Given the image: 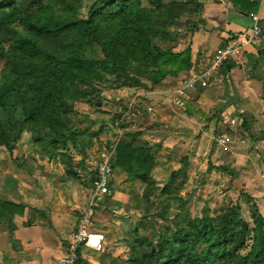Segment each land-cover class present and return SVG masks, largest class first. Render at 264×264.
Here are the masks:
<instances>
[{
	"label": "trees",
	"instance_id": "trees-1",
	"mask_svg": "<svg viewBox=\"0 0 264 264\" xmlns=\"http://www.w3.org/2000/svg\"><path fill=\"white\" fill-rule=\"evenodd\" d=\"M247 1L239 10L250 14L257 6ZM200 7L195 0H146L145 5L141 0H93L87 17L81 18L82 0H0V150L12 156L26 132L39 152L47 154L58 145L70 162L68 145L83 143V136L94 141L99 136L72 123L77 105L97 106L102 90L152 89L191 69L190 51L174 50L177 35L171 29L180 25L184 15L198 14ZM165 44L168 46L162 48ZM236 67L229 62L219 72L226 75ZM122 115L114 117L115 128H122ZM238 116L249 140L263 141L255 139ZM69 122L80 131H70ZM112 149L113 171L119 169L143 185L139 201L151 205L156 191L151 178L152 148L127 134ZM186 163V158L181 160L182 167L170 173L157 193V198L178 202L181 209L185 201L177 198L171 186L179 177L183 178L180 187L184 185ZM209 169L228 175L231 183L236 178L226 167L209 164ZM90 175L91 183L93 173ZM14 189L15 180L5 175L0 192ZM246 197L253 209L252 228L242 219L237 204L221 207L215 216L204 210L199 217H191L187 211L174 230L154 232V240L135 234L128 262L264 264V218L255 201ZM0 208L12 216L23 211L2 201ZM164 214L161 209L159 217L164 219Z\"/></svg>",
	"mask_w": 264,
	"mask_h": 264
},
{
	"label": "crops",
	"instance_id": "crops-1",
	"mask_svg": "<svg viewBox=\"0 0 264 264\" xmlns=\"http://www.w3.org/2000/svg\"><path fill=\"white\" fill-rule=\"evenodd\" d=\"M195 1L201 6L200 12L191 16L188 24L180 21L174 49L177 52L189 49L191 69L176 78H166L152 89L133 88L137 95L141 92L148 94L151 101L117 103L123 105V108L117 106L123 110L120 111L123 113L122 128H116L119 135L114 139L113 134L104 131L97 138L100 141L104 138L102 142L110 143L113 148L127 134L135 135L137 143L152 148L151 177L154 174L164 177L178 170L182 167L181 160L186 158V177L190 171H198L200 164L204 166L209 162L213 168L226 167L233 171L236 174L233 186L237 183L248 189L254 186L252 181L262 183L256 176L251 179L259 168L250 158L251 154L242 153L249 148V142L238 141L233 135L222 134L219 130L228 128L232 131L236 119H240L237 115L247 113L256 121L262 117L264 34L260 35L257 46L245 48L233 61L237 67L226 75L221 70L205 88L195 85L192 89H185L184 85L194 75L195 69L206 64L227 40L251 28L252 15L258 17L261 33H264V0H248V5L257 6L250 14L239 10L244 0ZM122 92L127 93L125 89ZM256 107L258 112L254 111ZM91 124L84 115L77 119L81 130L92 132ZM216 132H221L223 144L219 143V137L215 138ZM203 157L204 163H201ZM82 159L80 157L78 162L72 163L70 157L73 167L70 169L67 161L66 174L60 165L23 164L18 159V163L10 161L7 167L3 166L0 189L5 175L15 180V189L6 194L0 192V201L20 206L23 211L12 216L0 208L3 215L0 217V264H53L64 256L76 220L85 210L90 193L89 174L85 169L88 163L84 167ZM115 171L118 172L116 184L119 190H126L125 187L130 185L126 181H135L121 170ZM133 185L137 190L136 197L134 195L136 202L141 195L137 187L142 185L138 181ZM91 221L93 229L105 235V245L99 253L82 249L79 264H120L124 256H121L123 249L117 241L124 231L119 218L96 210Z\"/></svg>",
	"mask_w": 264,
	"mask_h": 264
},
{
	"label": "rangeland",
	"instance_id": "rangeland-1",
	"mask_svg": "<svg viewBox=\"0 0 264 264\" xmlns=\"http://www.w3.org/2000/svg\"><path fill=\"white\" fill-rule=\"evenodd\" d=\"M180 1V0H179ZM142 4L145 5L146 0H141ZM93 0H82V8L79 13V17L86 18L87 12L91 7ZM189 17L184 15L181 21L185 22ZM177 28H172L171 31L176 33ZM168 45H161L162 48H166ZM147 86L148 83H146ZM120 91L113 90H102L99 95V104L97 106H88L85 104H79L75 108V115L72 116V123H77L78 117L83 115L88 117L92 122L90 128L93 133L98 132L99 136L104 131L110 132L113 134V138L116 139L119 135L116 131L117 122H114V117L120 113L121 110L117 106L123 108L122 104L117 105V103H148L149 100L148 94L141 92L140 95H137V91L133 89H125L127 92L124 94ZM128 90V91H127ZM140 90V89H139ZM135 94L137 96H135ZM146 97V98H145ZM262 117L259 121L254 120L251 115L244 113L242 116L243 120L246 121V126L250 133L255 139L263 138V141L251 142L248 138V132L245 131L242 126V120L236 119L232 131L228 128H222V134H228V136L233 135L234 138H237L239 141L249 142V148L243 151L242 153L251 154L250 158L254 161L259 169L254 172L255 176L261 178L262 183H257L250 180L254 186H249L248 189L243 188L241 185L233 186V183L229 182L230 177L226 174H223L220 171L214 169H209V162L203 166L200 164L199 170H194L189 172V177L184 180V185L180 187V183L183 181L182 177H179L171 186L173 192L176 193L178 199H182L184 202L183 208H178L179 203L166 200L165 198H157V193L163 186L168 182L170 173H167L164 177H160L157 174H154L153 187L156 190L154 192L155 196L152 198V204L147 206L144 201L136 200L134 202V195L136 197V191L134 189L135 181H126L130 185H126V190H119L118 183V172H113L114 178L111 183V194L101 205L99 211L101 213H112L114 218H119L124 234L121 235L117 242L121 244L122 254L124 256L120 264H130L128 262V257L130 253V244L135 234L143 235L149 240H154L153 233H164L167 228L172 230L175 229V224L181 222L185 218V213L188 211L191 217H199L204 210H208L210 216H215L219 213V210L223 206L229 204H237L240 207L242 219L247 223L249 228L253 227V222L251 219V214L253 209L247 203V197H251L255 201V206L264 218V169L261 168V165L264 166V103L261 105ZM255 112H258V107L254 108ZM105 113V114H104ZM238 116V115H237ZM97 121V122H96ZM102 121H105L107 124H101ZM70 131L73 133L80 131L75 126H71L69 122ZM255 130V131H254ZM253 131V132H252ZM221 132H216L215 138L220 137ZM106 134V133H105ZM98 136V137H99ZM31 135L23 132L20 136L19 142L15 145L13 155L10 156L5 150H0V176L3 172V166L9 164L13 161L12 158L18 159L19 162L39 164L43 165L48 164L49 166H61L62 170L67 173L68 165L71 169L73 167L72 163L78 162V159L82 157L83 166L86 167L85 163H88V168L86 167V173L89 176L92 173L93 160L102 153L103 151L111 150V144H104L102 141L97 140H88L83 136L81 139L83 143H77L76 145H68L66 153L70 155L71 162L68 164L67 159L64 157L65 152L60 149V146L56 148H49V152L44 154L39 152L33 145L31 140ZM237 141V142H238ZM93 151V152H92ZM90 153V154H89ZM89 154V155H88ZM249 158V159H250ZM204 163V157L202 162ZM212 166V164H210ZM181 168V167H180ZM86 178V176H84ZM151 177V178H152ZM90 182V181H89ZM132 185V186H131ZM142 186L137 187L138 192L141 193ZM235 187V188H234ZM136 188V185H135ZM239 192H243L245 195H239ZM124 194L121 195L120 194ZM126 202L124 203L123 201ZM87 207V205H86ZM161 209L164 210L165 218L162 219L159 217ZM178 215V216H176ZM96 224V222H95ZM117 238V237H115Z\"/></svg>",
	"mask_w": 264,
	"mask_h": 264
},
{
	"label": "built area",
	"instance_id": "built-area-1",
	"mask_svg": "<svg viewBox=\"0 0 264 264\" xmlns=\"http://www.w3.org/2000/svg\"><path fill=\"white\" fill-rule=\"evenodd\" d=\"M252 25L248 31L240 33L227 40L209 58L206 64L195 69L194 75L185 83V89H192L195 85L205 88L217 76L221 67L235 61L247 47H255L260 42L261 27L257 16H251ZM223 138L219 143L223 144ZM114 150H105L94 159L90 183V193L87 207L78 216L73 233L67 242L63 257L53 264H79L82 249L99 253L103 250L106 237L103 233L93 229L92 214L99 210L104 201L110 196L109 183L112 179V160Z\"/></svg>",
	"mask_w": 264,
	"mask_h": 264
}]
</instances>
